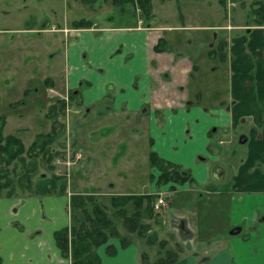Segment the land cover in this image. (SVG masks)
Listing matches in <instances>:
<instances>
[{"label":"crops","instance_id":"1","mask_svg":"<svg viewBox=\"0 0 264 264\" xmlns=\"http://www.w3.org/2000/svg\"><path fill=\"white\" fill-rule=\"evenodd\" d=\"M200 1L216 8L209 25L184 15L187 9L198 8L196 0H185L177 6L182 22L176 20V26L155 25L154 16L147 27L80 30L61 50L62 68L51 75L55 83L49 89L62 95L74 91L73 101L81 112L73 121L76 127L89 122L94 112L96 116L108 111L128 113L136 121L146 119L149 139L155 136L152 146L156 143L160 152L162 147L176 151L179 163H199L195 146L202 134L206 139L210 130L221 129L227 135L246 126L242 138L246 152L230 187L209 192L229 207L225 221L218 230L210 224L201 233L194 222L196 211L177 212L174 218L182 226L174 223L171 230L185 250L172 264H264V29L229 35L220 0ZM227 39L230 61L224 49ZM222 41L225 44L215 50ZM158 42L160 49H155ZM81 81L87 83L82 93L76 89ZM5 106L12 112L8 116L0 111L5 115L4 133L24 142L25 127L10 130V125L22 124L25 114L15 116L14 100L7 99ZM170 128H176V138L164 139L165 146H161ZM202 168L206 179L214 177L210 166ZM69 196L68 191L0 197V264H67L54 232L70 224ZM244 228L247 238L237 237ZM111 239L96 250L101 264H142L136 243L121 247L116 238ZM109 244L116 249L112 255L106 253ZM211 246L214 251L202 258V247Z\"/></svg>","mask_w":264,"mask_h":264},{"label":"rangeland","instance_id":"2","mask_svg":"<svg viewBox=\"0 0 264 264\" xmlns=\"http://www.w3.org/2000/svg\"><path fill=\"white\" fill-rule=\"evenodd\" d=\"M196 1L198 8L187 9L184 15H192L195 22L209 25L216 15L215 6H203V1ZM222 1L221 8L226 18L224 20L228 23L226 31H230L229 35L246 33L259 27L264 29V25L251 24L254 23L251 8L258 6L252 7L254 0ZM184 3L185 0H151L152 17L146 20L137 5L126 3L120 9L112 0H0V111L9 116L12 110L9 111L10 107H6L5 103L7 99L14 100L17 102V108L13 110L15 116L21 112L26 118V121L22 119V124L12 122L10 130L25 127V133L26 130L28 133L27 138L24 135L25 144L23 140L22 142L27 148L38 133L48 132L52 127L53 118L47 117L49 106L57 99H64L66 106L64 118L56 116L58 121L66 123V157L61 151L50 164L54 166L53 169H49L45 163H39L38 174L64 175L67 181L66 194L68 191L70 194L75 191L96 192L101 202L107 206L111 195L118 193L153 195L160 191L169 192L170 202L167 208L142 218L147 227L141 235L121 228L122 233L138 245L140 260L142 252L146 253V258L141 261L143 264H151L159 256H164L166 250L176 249L179 241L171 227L175 226L172 218L177 212L188 214L190 210L196 211L194 222L201 233L207 231L210 224L216 225L217 230L222 226L229 207L226 202H217L216 196L209 192L212 189L227 190L230 187L232 177L246 152V146L240 142V138L246 134L247 127L232 133L229 131L227 135L221 129L215 132L210 130L206 139L202 134L197 137L195 146L196 161L199 163H179L176 161V151L162 147L160 152L155 149L156 143L152 146L155 136L151 134L149 139L146 119L136 121L128 113L108 111L96 116L94 112L88 116L89 122L76 127L73 121L76 115L81 114L79 104L75 100H69L68 95L63 96L62 92L57 94L49 87L55 83L52 76L62 68L64 56L61 50L69 40H74L75 34L87 28L78 25V22L89 23L88 28L95 31L113 26L136 28L147 27L156 16L155 25L176 26V20L182 22L177 6ZM246 22L251 27L240 26ZM227 23L224 24L227 26ZM226 41V60L230 61V39ZM86 86L87 83L81 81L76 89L82 93ZM159 125H162V121ZM112 130L113 134L106 135ZM174 138L176 128H170L161 138V146H165L164 139L167 141ZM150 151L188 169L194 181L182 185L158 183L156 180L159 171L149 164ZM79 153L80 159H77ZM88 156L92 157L89 161ZM182 157L188 160L186 156ZM204 164L213 171L219 169L221 178L214 171V177L206 179L202 168ZM184 186L188 189L182 191L180 188ZM236 236L247 238L248 229L244 228ZM160 241L165 243L161 245ZM181 245L185 250L182 243ZM213 251L214 246L208 249L202 247L200 256L206 257Z\"/></svg>","mask_w":264,"mask_h":264},{"label":"trees","instance_id":"3","mask_svg":"<svg viewBox=\"0 0 264 264\" xmlns=\"http://www.w3.org/2000/svg\"><path fill=\"white\" fill-rule=\"evenodd\" d=\"M112 3L120 9L126 3L137 5L146 20L152 17L151 0H112ZM251 5H258L250 11L254 16L252 26L264 25V0H254ZM78 25L88 28L90 24L80 21ZM159 44L162 43L158 42L155 49H160ZM223 44L224 41L219 43L215 50L218 51ZM74 96V91H71L68 94L69 100L73 101ZM65 108L64 99H57L49 106L47 117L53 118L52 127L48 132L38 133L27 148L19 136L3 134L5 115H0V197L66 194L67 181L64 175L38 174L39 163H45L49 169H53L54 166L50 164L61 151L66 157V123L56 118H64ZM148 159L150 166L159 171L156 180L158 183L182 185L194 181L188 169L159 157L154 151H150ZM153 198L154 195L151 194H114L107 206L101 202L96 192H72L69 196L70 224L54 232L62 256L70 259L67 264H101L96 250L111 238L118 239L121 247L133 243L128 235L122 233L121 228L141 235L147 227L142 218L156 213L151 207ZM164 243L165 241L159 242L161 245ZM183 251L181 243L177 242L176 249L166 250L164 256H159L151 264H172ZM115 252L112 244L106 246L107 254L112 255ZM141 258H146V253L142 252Z\"/></svg>","mask_w":264,"mask_h":264},{"label":"built area","instance_id":"4","mask_svg":"<svg viewBox=\"0 0 264 264\" xmlns=\"http://www.w3.org/2000/svg\"><path fill=\"white\" fill-rule=\"evenodd\" d=\"M67 99V98H66ZM77 159H80V153L76 156ZM59 160V159H58ZM154 195L153 200L151 201V207L156 212L162 208H167L170 202L169 199V192L167 191H160L156 192Z\"/></svg>","mask_w":264,"mask_h":264},{"label":"water","instance_id":"5","mask_svg":"<svg viewBox=\"0 0 264 264\" xmlns=\"http://www.w3.org/2000/svg\"><path fill=\"white\" fill-rule=\"evenodd\" d=\"M45 23H46V22H45ZM172 220H173L174 223H177V224H179V226H182V224H180V221H179L178 219L173 218Z\"/></svg>","mask_w":264,"mask_h":264},{"label":"flooded vegetation","instance_id":"6","mask_svg":"<svg viewBox=\"0 0 264 264\" xmlns=\"http://www.w3.org/2000/svg\"><path fill=\"white\" fill-rule=\"evenodd\" d=\"M242 138H243V137L240 138V142H243V141H242V140H243ZM238 140H239V139H238ZM214 171H215V173H216L217 175L220 174V173H219V171H220L219 169H215ZM214 171H213V172H214Z\"/></svg>","mask_w":264,"mask_h":264}]
</instances>
